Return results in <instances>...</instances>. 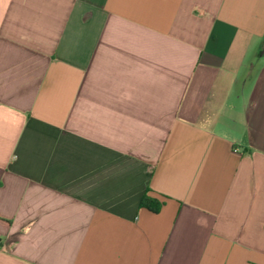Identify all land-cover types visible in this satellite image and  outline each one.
Wrapping results in <instances>:
<instances>
[{
	"label": "crops",
	"instance_id": "obj_1",
	"mask_svg": "<svg viewBox=\"0 0 264 264\" xmlns=\"http://www.w3.org/2000/svg\"><path fill=\"white\" fill-rule=\"evenodd\" d=\"M0 264H264V0H0Z\"/></svg>",
	"mask_w": 264,
	"mask_h": 264
},
{
	"label": "trees",
	"instance_id": "obj_2",
	"mask_svg": "<svg viewBox=\"0 0 264 264\" xmlns=\"http://www.w3.org/2000/svg\"><path fill=\"white\" fill-rule=\"evenodd\" d=\"M141 206L153 213H158L161 210L163 203L158 201L157 199L145 195L141 201Z\"/></svg>",
	"mask_w": 264,
	"mask_h": 264
}]
</instances>
